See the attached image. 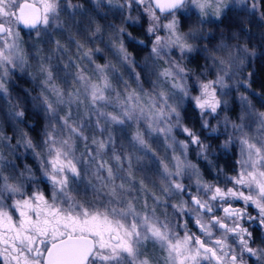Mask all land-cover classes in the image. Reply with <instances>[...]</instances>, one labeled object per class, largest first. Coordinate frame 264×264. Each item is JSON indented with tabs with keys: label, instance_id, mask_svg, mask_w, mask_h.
<instances>
[{
	"label": "clouds",
	"instance_id": "9594fccd",
	"mask_svg": "<svg viewBox=\"0 0 264 264\" xmlns=\"http://www.w3.org/2000/svg\"><path fill=\"white\" fill-rule=\"evenodd\" d=\"M0 219V264H264V0H0Z\"/></svg>",
	"mask_w": 264,
	"mask_h": 264
},
{
	"label": "snow or ice",
	"instance_id": "6c2138e0",
	"mask_svg": "<svg viewBox=\"0 0 264 264\" xmlns=\"http://www.w3.org/2000/svg\"><path fill=\"white\" fill-rule=\"evenodd\" d=\"M25 7H27V6L26 5H21V11L22 12L25 9ZM21 215H23V213H21ZM94 221H96L95 217L93 218L92 222H94ZM92 222L86 221L85 223L87 224V223H92ZM44 223L47 225L49 222L47 220H45ZM76 223H78V222H76ZM2 225H3V220L0 219V226H2ZM96 226L100 227L99 224H97ZM53 230L55 231V229H53ZM74 239H75V237L73 235H69L66 238V244H67L66 249L64 250V252L58 253L56 258H54L51 261V264H81L80 260L69 258L71 256ZM48 254H49L50 257L53 256L52 249H49V253Z\"/></svg>",
	"mask_w": 264,
	"mask_h": 264
}]
</instances>
